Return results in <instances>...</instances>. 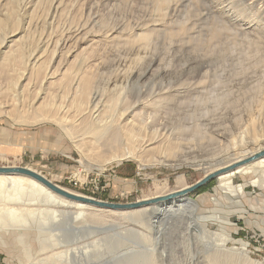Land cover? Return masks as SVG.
Here are the masks:
<instances>
[{"label":"rangeland","instance_id":"1","mask_svg":"<svg viewBox=\"0 0 264 264\" xmlns=\"http://www.w3.org/2000/svg\"><path fill=\"white\" fill-rule=\"evenodd\" d=\"M50 2L0 0V19L3 21H0V44L4 40L9 41L8 46L21 49L26 54L25 60L36 57L48 61L53 48L46 50L47 40L53 38L57 42L61 38L63 41L60 43L59 40L55 48L56 62H67V81L85 58L83 66L89 72L88 78L98 98L102 99V105L113 99L121 106L117 98L122 100V97L131 98L139 94L141 100H151L138 107L137 112L145 118H156L169 130L175 129L180 137L194 139L205 131L206 134L216 131L213 82L218 77L224 80L231 73V62L243 48L233 46L232 39L214 35L213 22L218 15L220 0H62L56 18L47 23L44 15ZM167 4L168 8L174 4L175 10H166ZM84 11H90L93 26L75 38L74 23L80 20ZM108 30L113 32L109 34ZM139 35H145V39ZM81 42L84 44H79ZM234 50L238 54L232 56ZM254 57L252 52L247 58L255 61ZM248 59L245 58L246 61ZM6 70H0V104H6L4 114L0 116V168H27L70 194L119 205L168 197L180 189L177 183L180 178L183 179L182 187L186 189L196 186L206 177L210 176V179L180 197L181 200L192 201L195 207L188 208L178 199L174 201L173 210L177 211L180 204L185 206L177 211L176 216L173 213L165 216L161 212V203L157 206L152 204L147 210L140 208L136 216H133L136 212L131 211L82 207L81 211L88 219L85 222L84 218L75 219L77 210L73 205L76 202L60 199L45 187L40 192L34 190L35 197H31L30 190L21 193L10 176H1L5 178L6 186L0 205L19 207L27 201L25 205L29 206L32 214L20 219V229L15 233L5 222L6 215L0 212V264H45L43 258L46 260L50 253L63 252L64 249L50 248L53 245L45 240L50 234L59 235L66 224L62 219L66 217L67 220V215H73L71 221L77 227L92 226L98 230L95 235L90 233L89 238H80L77 233L69 240L74 243L70 250L75 247L87 250L86 254L82 251L76 253L72 258L73 264H213V259L220 253L221 264H224L223 252H217L218 245L223 242L225 255L231 256L237 264H245L244 256L264 264V189H260V184L253 186L249 177L243 180L237 176L228 188L229 192L224 189L216 191L217 175H208L207 168L204 171L187 164L180 168L174 167V163L154 165L151 158L160 151L159 146L142 152L138 158L113 162L99 171L95 168L99 155L91 151L89 143L86 144L89 151L85 149L86 145L77 147L71 132L65 131L63 121L36 115L35 119L30 118L21 124L11 117L9 113L14 108L11 105L15 104L10 97L12 85ZM125 79L128 81L126 85ZM34 87H29L28 91H35ZM55 89L57 87L46 94L48 104L57 100L58 90ZM235 93L241 105L249 95L247 91ZM24 102L22 109L25 111L27 101ZM73 130L81 135L80 127ZM28 133H32L36 141L30 143L32 146L26 145L25 149L15 136L17 139L19 136L25 138L26 135L29 137ZM9 134L14 138L10 139ZM201 140L200 151L187 153V156L209 162L216 158L230 159L233 157L231 154L238 152L231 143L221 139L209 143L206 139ZM88 141V138L84 140L85 143ZM10 145L18 147L19 152L13 153ZM255 177L260 180L262 174L256 173ZM236 188L244 191L246 198L231 196V201L226 200V193ZM11 192L14 196H10ZM22 196L26 200L23 204L13 202ZM54 212L58 213L59 219L53 222ZM60 235L63 239L64 235ZM41 240L52 250L50 253L40 252L41 244L38 242ZM28 248L30 259L26 256ZM129 253L132 255L123 257Z\"/></svg>","mask_w":264,"mask_h":264},{"label":"bare ground","instance_id":"2","mask_svg":"<svg viewBox=\"0 0 264 264\" xmlns=\"http://www.w3.org/2000/svg\"><path fill=\"white\" fill-rule=\"evenodd\" d=\"M61 1L62 0L58 2L57 0H51L49 3L50 5L47 14L44 12L47 23L53 21V17L56 18L55 16L58 11H60L59 8L61 7ZM220 2L221 4L218 15L214 17L213 22L215 24L214 35L226 39L228 38L229 40L232 39L233 46H242L243 48L241 47V53L239 54L237 53L238 51H233L232 56H234V53H237L238 56L232 60V64L230 63L231 65L229 64L231 66L229 68L231 69V73H226L227 75L225 78L222 77L224 80L220 77L216 80L213 77L216 128L214 133L206 134L207 131H203V135L198 138L194 135V139L191 137L188 138L189 136H178V133L174 131L175 129L169 130L170 128H166L165 124L158 122L156 118H145L144 115H141L142 113L139 114L137 112L138 107L144 106L145 103L151 100L150 98L149 100H141L142 97H140L139 94H135L131 98L122 97V100L117 98V100L120 101L121 106L119 105V102L118 104H115L113 99L102 105V99L98 98V95L94 92L92 84L88 78L89 72H86L85 67L83 66L85 58L81 60V63L79 64L80 68L73 76L69 77L70 79L68 78L69 81H67V62L63 60H58L56 62L58 59L56 58L57 51H55V48L58 47L56 44L59 40H61L60 43L63 40L61 38L57 42L54 41L53 38L50 40V34V37L48 36L49 40H47L45 44L46 50L53 48L52 53H50V59L47 58L48 61L36 57V59L25 60L26 54H24L21 49H13L12 46H8L7 44L9 41L5 42L4 40V42L0 44V68H5L9 71V83L12 85V88L9 86L11 89V96L9 95L10 91L8 96L14 100L12 103L15 104L14 106L11 105V108H14L9 114L17 123L21 124L27 122L30 118L35 119L36 115L43 116L42 118H52V120L53 118H56L59 121H63L65 131L68 130L71 132V137H73L72 141L74 140L73 143H75L77 147H80L81 145L84 147L89 143L91 151L99 155L97 167H95L99 171H102L108 164L113 162L119 163L121 160L127 158H138L142 152H148L159 146L160 148L158 150L160 151L151 158L154 165L167 166V164L173 165L174 163V167L177 168H180L183 164H187V166L196 169L201 168L204 170L207 168L210 172L208 175H217L218 186L215 188L216 191L217 189L228 191V188L233 184V180L237 176L243 180L249 177L251 185L256 186L260 184V189L263 190L264 159L260 158L264 155V0H220ZM166 10H175V5L173 4L168 8L167 4ZM89 12L90 11H84L81 18H79V23L77 21L76 24L74 23L73 33L75 38L81 36V34H85L83 32L86 31L87 27L93 24L94 20L90 19ZM210 18L211 16H209V19ZM0 21L3 22L1 19ZM48 27L52 28L51 25ZM55 31H53V33ZM110 32L112 33L113 31H109V34ZM60 34L58 35L60 36ZM139 36H141V39H145V35ZM70 38H67V40ZM84 42L79 44L83 45ZM225 44L227 43H224V45ZM10 47H12V49H10ZM1 48L3 49L1 50ZM252 52L255 54V57L253 58L255 61L250 60L251 58H247ZM250 57L252 56L250 55ZM245 58L249 61H246ZM224 74L225 73H223V75ZM29 81H33V83L31 82L33 85ZM127 83L128 81L125 79V85ZM32 86L36 90L28 91L30 89L29 87ZM54 87H57L55 90H58V93L56 94V103L51 101L52 104H48L45 100L46 94ZM246 91L249 94L248 98L245 99L241 105V102L236 98L235 92L246 93ZM167 92H169L170 95V91ZM1 95L3 96V94ZM24 101H27V111L22 109V103ZM4 104H0V116L4 114ZM197 126L195 124V127ZM75 127H80L82 131L81 135H78V132L73 130ZM190 134L191 133H189V135ZM86 138L89 139L87 143L84 142ZM201 139H206L208 143L212 141L215 142L216 139L220 141L221 139L222 141H225V143H231L235 149H238V152L236 154H231L230 156L233 155V157H230V159L224 158V160H218L216 158L209 162L197 159L193 156H187L190 152L193 153L200 151L203 144L199 143V141H202ZM85 149L89 151L88 145L85 146ZM88 164L90 165L91 163L88 162ZM142 166H145V164ZM256 173H261L262 179L259 180L256 178ZM28 178L25 176H10V180L15 181L16 187L21 193L30 190L32 192H30L31 197H35L34 190L38 192L45 190L41 183V185H38L37 181H32L33 179L30 180L31 178ZM177 183L180 186V189L171 193V195H168L170 198L163 196L155 197L150 201H142L147 204L140 208L147 210V208L152 207V204L156 205L161 203L160 205L163 206L161 207L164 208H161V212L165 216L170 213H173L176 216L178 214L177 211L180 209L183 210L185 206L188 208L195 207L192 201L187 199L181 200L182 198L180 199V197H183L184 195L182 194V191L186 188L182 187V178H180ZM5 186V178L0 176V203L4 199ZM228 192L226 193L228 196H225L227 198L226 200L231 201V196L234 198H246L245 192L239 189L237 190V188L231 190V193ZM10 196H14L13 192H11ZM205 197L206 196L201 197V199L203 200ZM177 199L182 201L181 204L183 203L182 205L185 206L183 207L181 204L178 205L176 207L178 210L176 211L175 209L173 210V204ZM24 201H26L24 196L13 200V202L21 204H23ZM26 202H24V205H19V207L9 206L8 208H5V206L2 207L0 205V212L6 215L5 222L10 224L12 232L16 233L18 229H20L18 226L20 219L32 214V210L29 206L25 205ZM65 206L71 205H64V207ZM82 207L86 209L88 207L90 208V206L78 202L73 205V208L77 210L75 213V219L82 220L84 218V221L86 222L88 219H85L86 215L81 211ZM140 208L131 212H136L140 210ZM136 214L138 213H134L133 216H136ZM72 218L73 215H67V220L66 217L62 219L66 221V224L63 225V228L60 231V233L64 235L63 239H61L59 233V235L50 234L45 240L53 245L49 246L50 248H59V250L64 249L63 252L59 251L55 253L53 251L54 253H50L52 250L46 246V242L42 240L41 242H38L41 244L40 252L46 253L50 250V256L46 257V260L43 258L44 261H46L45 264H52V262H55V264H73L72 258L75 257L76 253H81L82 250L79 247L70 250L69 248H71L74 243L72 241L69 242V240L76 237L77 233L81 235L80 238H89L90 233H92V235H95L96 232L98 233V230L92 228V226L77 227V225L71 221ZM57 219H59L58 213L54 212L53 222ZM25 221L26 220L24 219V222ZM224 247L225 243H220L218 245V251L216 250L217 252H223L224 264H231V262L237 264L236 260L234 261L230 258L231 256L229 257L225 255L227 252ZM29 248L26 250V256L28 259L31 258ZM86 252L87 250L84 249L82 254H86ZM220 254H217V257L213 259V264H221L223 259H221L222 255ZM130 255H132V253L123 257L128 258ZM243 260L245 264H259L252 261L251 258L247 256H244Z\"/></svg>","mask_w":264,"mask_h":264},{"label":"water","instance_id":"3","mask_svg":"<svg viewBox=\"0 0 264 264\" xmlns=\"http://www.w3.org/2000/svg\"><path fill=\"white\" fill-rule=\"evenodd\" d=\"M25 176L29 177L38 183H41L51 194L56 195L57 197L67 200L69 202H78L86 206H90L94 209L101 210V211H113V212H120V211H135L137 208H140L144 205H146V202H136V204H112V203H107V202H100L96 201L91 198H85L79 195L75 194H70L67 191L61 189L57 185H53L49 180L45 179L43 176L40 174H36L34 171L27 169V168H14V167H1L0 168V176ZM213 176V175H211ZM210 177V176H209ZM209 177H206V179H210ZM215 177V176H214ZM204 179L199 182L196 186L186 189L183 191L182 194H187L192 190H195L199 188L200 185L205 183L207 180ZM170 198V196H168ZM166 198V199H168Z\"/></svg>","mask_w":264,"mask_h":264},{"label":"crops","instance_id":"4","mask_svg":"<svg viewBox=\"0 0 264 264\" xmlns=\"http://www.w3.org/2000/svg\"><path fill=\"white\" fill-rule=\"evenodd\" d=\"M28 136H29V137H27V135H26L25 138H24V137L21 138V136H19L18 139H17L16 136H15V139H16V141L18 140V144L22 145L21 147L25 148L26 145H28V146H32L30 143L33 144V141H36V139H34L35 136H33L32 133H28ZM9 137H10V139L14 138V136H11V134H9ZM24 139H25L26 141H28L29 143L26 144V142H25ZM9 144H10V143H9ZM20 145H17V146H20ZM10 146H11L10 150H11L13 153L19 152L20 149H19L18 147H13V148H12V145H10ZM25 149H26V148H25ZM25 149H24V150H25Z\"/></svg>","mask_w":264,"mask_h":264}]
</instances>
